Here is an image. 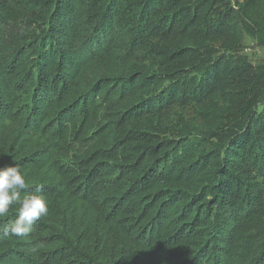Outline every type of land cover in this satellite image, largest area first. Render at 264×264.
Listing matches in <instances>:
<instances>
[{"label":"trees","instance_id":"16d2710c","mask_svg":"<svg viewBox=\"0 0 264 264\" xmlns=\"http://www.w3.org/2000/svg\"><path fill=\"white\" fill-rule=\"evenodd\" d=\"M245 38L264 0H0V264H264ZM191 105L229 133L169 136Z\"/></svg>","mask_w":264,"mask_h":264},{"label":"rangeland","instance_id":"374dc122","mask_svg":"<svg viewBox=\"0 0 264 264\" xmlns=\"http://www.w3.org/2000/svg\"><path fill=\"white\" fill-rule=\"evenodd\" d=\"M28 22L29 20L26 21V18L22 20L20 24V27L23 30L21 31L22 33L26 31V27L31 32L36 30V26L28 24ZM239 53L254 66H259L264 63V46L258 45L252 39L245 38ZM227 107V109L221 107V110L215 111L211 114L215 116V121H220L219 118H222V121H220L222 123L220 125L209 120V117L203 113L200 107L196 105H191L184 108L180 107L174 111L173 121L168 128V135L175 137L183 129L191 127V138L201 139L203 141L209 142V144L216 143L218 137H223V135L229 133V129L226 126L228 121L227 114L233 112V106L228 105ZM262 184L264 188V181Z\"/></svg>","mask_w":264,"mask_h":264}]
</instances>
